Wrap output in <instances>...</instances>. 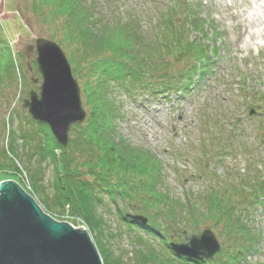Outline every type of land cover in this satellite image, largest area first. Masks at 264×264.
Returning a JSON list of instances; mask_svg holds the SVG:
<instances>
[{
  "label": "trees",
  "instance_id": "trees-1",
  "mask_svg": "<svg viewBox=\"0 0 264 264\" xmlns=\"http://www.w3.org/2000/svg\"><path fill=\"white\" fill-rule=\"evenodd\" d=\"M33 3L45 17L54 11L62 13L66 34L74 41L77 39L81 48L72 55L74 61L70 63L91 83V87L81 89L89 113L81 124L71 127L72 135L66 148L54 141L46 125L34 122L46 131L37 142V162L48 158L56 174L57 192L52 205L60 208L70 205L98 233H102V219L96 212L100 204H113L117 211L129 208L144 216L146 226L140 229L161 241L171 256L163 258L152 248H145L146 252L139 251L140 264H244L246 254L256 252L260 238L258 231L257 235L249 234L252 227H248V218L257 210L264 213V122L251 129L254 138H259L256 147L241 138L246 129L239 123L240 118L234 116L236 113L218 117L220 113L215 109L218 114L201 116L207 137L198 140L199 153L195 159L201 164L195 177L206 176L208 182L193 200L187 195L172 197L161 189L162 164L149 150L131 148L121 138L116 122L122 117L118 98L115 99L119 95L134 100L138 95L142 99L144 96L164 97V94L184 95L200 82L216 56V48L212 45L208 51L209 46L205 45L202 20L181 0H169L165 7L156 4L153 6L157 14L153 16L154 35L147 38L138 32L142 27L139 13L146 12L133 7L135 10L126 9L121 16L117 6L106 0L104 10L109 15L106 17L101 16L104 10L93 0H33ZM7 8L11 9L9 2ZM26 25L18 16L1 22L10 42L16 36H29ZM191 31L202 40L190 37ZM81 61L86 63L84 67ZM13 63L11 47L0 37V73L8 76L14 73ZM5 147L15 158L12 134ZM239 150L247 156L245 169L241 172L237 167L227 166L218 172V160ZM4 152L1 150L2 155ZM238 154L240 157L242 153L238 152L234 158ZM33 175L29 178L35 184ZM205 210H212L219 220L226 217L220 235L230 240L227 242L230 250L221 248L212 260L204 262L173 254L166 241V237L172 235V227L180 224L186 227L190 217L207 216ZM123 216L121 214L122 221L131 228L133 222ZM95 244L103 253L104 264H115L101 241L96 240Z\"/></svg>",
  "mask_w": 264,
  "mask_h": 264
},
{
  "label": "rangeland",
  "instance_id": "rangeland-1",
  "mask_svg": "<svg viewBox=\"0 0 264 264\" xmlns=\"http://www.w3.org/2000/svg\"><path fill=\"white\" fill-rule=\"evenodd\" d=\"M93 1H97L102 10L106 7L104 5L106 0ZM110 1L112 5L117 6L121 16L125 15L123 11L126 9L136 8L145 11L144 15L139 13L141 17L138 20L142 22V27L138 32L150 38L154 35L153 16L157 15L153 6L163 4L165 7L169 0ZM8 2L11 9L7 8ZM181 2L184 6L188 5V8H191V11L202 20L204 24L202 31L206 35L205 45L209 46L208 51L212 45L216 48V56L212 58V64H209L204 71V75L199 79L200 82L191 86L184 95L164 94V97L157 95L156 98L147 96L143 99L138 95L135 100L119 95L115 99L118 98L122 117L116 122L121 138L129 143L131 148L142 147L149 150L162 164L161 189L172 197L184 198L187 195L189 200H193L206 188L208 182L206 176L202 179L195 177L201 164L200 160L195 159V155L198 156L199 153L198 140L205 136L206 130L201 116H213L217 112L220 113L218 117L226 113H236L234 116L240 118L239 123L246 129V133H242L243 141L249 145L259 146L257 142L259 138H254L251 129L264 122V32L258 36L260 27L256 24V19L264 22V11L261 9L263 0H181ZM102 14L109 16L105 10L101 12V16ZM44 15L42 10H37L33 0H0V37L11 47L14 62V73L10 76L7 73H0V181H15L35 201L42 212L52 219L67 222L73 227L82 226L95 245L102 264H104L103 253L99 252L95 244L96 240L101 241L103 247L110 253L109 258L115 264H140L139 251L146 252L145 248H152L163 258L171 256L161 241L140 229L146 226L145 223L132 221L131 228L126 226L121 214H137L128 207L117 211L113 204L98 205L96 212L102 219V233H98L93 231L82 216L70 208V205H64L62 208L52 205L57 192L55 170L48 158L37 162L39 158L37 142L38 139H43L45 130L36 125L26 109L21 106L23 99L27 98L28 90L37 91L41 83L40 74L34 63L35 54L28 48L36 37H44L53 40L62 49L70 64L72 76L79 86L81 105L86 111V116L89 110L83 102L81 89L87 85L91 87V83L70 63V60L74 61L72 55L81 48L77 39L74 41L75 39L66 34L62 13L58 14L54 11L51 16ZM14 16L24 20L30 34L24 38L16 36L10 42L5 36L1 22ZM243 20L249 21L248 31L253 35L249 43L242 38L244 36L242 27L245 23ZM190 37H198L202 40L196 32L191 31ZM102 53L106 52L102 51ZM80 63L83 67L86 65L84 61ZM112 93L115 94V91ZM215 109L218 111L216 112ZM11 134L16 147L15 158L6 152L5 147ZM71 135L70 131L69 138ZM242 139L239 142H242ZM1 150H5L6 153L2 155ZM238 152L242 154L234 158ZM238 152L223 160L220 158L217 164L218 172L220 169H226L227 166L237 167L236 170L242 172L247 163V156L241 150ZM30 175L34 176L36 185L30 180ZM230 205L229 203L228 206ZM254 212L250 214L247 222L248 227L254 230L247 229V234L249 230L251 232L249 234L254 236L258 231L259 244L255 253L249 256L246 254L244 264H264V213H260L259 210ZM205 214L207 216L190 217L191 221L186 227L183 224L172 227V235L166 237L167 244L187 242L191 234H199L204 229H209L217 238L221 248L230 250L227 243L230 240L220 235L226 217L219 220L212 210L206 211ZM217 220L220 222L216 223ZM159 221L163 220L159 218ZM138 234L141 241L138 240Z\"/></svg>",
  "mask_w": 264,
  "mask_h": 264
},
{
  "label": "water",
  "instance_id": "water-1",
  "mask_svg": "<svg viewBox=\"0 0 264 264\" xmlns=\"http://www.w3.org/2000/svg\"><path fill=\"white\" fill-rule=\"evenodd\" d=\"M34 52L41 77L37 91L28 90L22 107L29 117L48 127L54 141L66 148L69 132L81 124L86 111L80 89L62 49L51 39L36 37ZM146 223L140 214H124ZM171 251L189 260H211L220 244L209 229L191 234L187 242H169ZM0 264H102L100 255L82 226L73 227L43 213L35 201L12 180L0 181Z\"/></svg>",
  "mask_w": 264,
  "mask_h": 264
},
{
  "label": "bare ground",
  "instance_id": "bare-ground-1",
  "mask_svg": "<svg viewBox=\"0 0 264 264\" xmlns=\"http://www.w3.org/2000/svg\"><path fill=\"white\" fill-rule=\"evenodd\" d=\"M263 11H264V9H263ZM256 24H257V27L258 26L260 27V29L258 30L259 31L258 36H259V34L262 35L261 33L264 32V22L263 21L261 22L260 20L256 19ZM248 26H249V21L245 22L244 26L242 27L243 28V35H244V36H242V38L246 39L247 43H249L248 41L252 40V38H253V35L248 31L249 30ZM255 44L256 43H254V45ZM263 46H264V43H263Z\"/></svg>",
  "mask_w": 264,
  "mask_h": 264
}]
</instances>
